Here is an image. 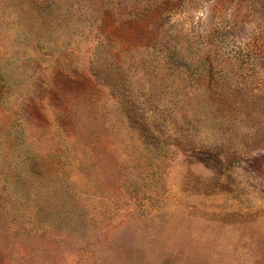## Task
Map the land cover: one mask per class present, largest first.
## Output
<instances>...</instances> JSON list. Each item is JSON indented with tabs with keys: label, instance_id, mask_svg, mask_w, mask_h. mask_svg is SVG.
Masks as SVG:
<instances>
[{
	"label": "rangeland",
	"instance_id": "rangeland-1",
	"mask_svg": "<svg viewBox=\"0 0 264 264\" xmlns=\"http://www.w3.org/2000/svg\"><path fill=\"white\" fill-rule=\"evenodd\" d=\"M0 264H264V0H0Z\"/></svg>",
	"mask_w": 264,
	"mask_h": 264
}]
</instances>
